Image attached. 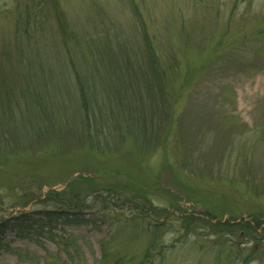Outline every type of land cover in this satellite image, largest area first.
<instances>
[{"label": "rangeland", "instance_id": "374dc122", "mask_svg": "<svg viewBox=\"0 0 264 264\" xmlns=\"http://www.w3.org/2000/svg\"><path fill=\"white\" fill-rule=\"evenodd\" d=\"M140 14L149 39L169 47L174 65L166 73L169 116L164 130L157 121L152 127L164 140L157 149L138 145L123 124L115 132L125 138L120 150L102 155L74 148L55 158L29 157L38 147L17 140L29 153L21 160L24 170L9 176L15 184L41 188L24 194L6 188L0 218L50 209L43 204L49 189L66 188L81 172L94 177L90 203L97 215L80 226L58 220L43 229H6L0 264H97L105 244L109 252L139 262L151 243L164 247L153 264H264L263 232L260 248L254 240L243 250L233 246L236 237L216 234L205 221L264 219V0H0V75L44 71L52 79L55 69L65 93L72 78L63 50L76 48L84 70L93 55H114L112 45L124 41L141 42V51L134 49L140 58ZM245 49L244 57H235ZM24 56L27 65L20 61ZM137 68L134 78L143 77ZM45 126L35 142L59 154ZM78 186L86 196L88 190ZM188 215L193 223L182 226ZM164 220L155 239L149 224Z\"/></svg>", "mask_w": 264, "mask_h": 264}, {"label": "trees", "instance_id": "16d2710c", "mask_svg": "<svg viewBox=\"0 0 264 264\" xmlns=\"http://www.w3.org/2000/svg\"><path fill=\"white\" fill-rule=\"evenodd\" d=\"M59 12L58 19L62 25L64 24L65 32L66 22L64 18H61L64 12L60 8ZM140 17L141 21L138 27L144 35L142 41L144 46L140 58H136L139 53L135 50L141 51V42L124 41L118 45V48L112 45L110 51H114V55H93L89 68L84 70L83 66L81 67L80 63L78 66L76 62V59L79 58V52L78 54L75 52L76 48L69 47L63 50L65 57L63 60L66 61L64 65L68 70L70 68L69 72L72 78V82L66 83L67 91L65 93L58 81L60 72L55 69V71H51V74H55L52 79L48 78L44 71L41 73L31 72L30 74L20 73L18 77L13 78L10 73L0 75V175L4 177L3 181L0 180V194L6 188L16 189L17 193L24 194L27 188L32 190L35 186V182L15 184L14 182L18 180H12L9 176L16 174L18 170L20 172L24 170L21 160L29 153V146L30 149L38 147L29 155L33 158H55L56 155L74 152V148L78 151L85 150L105 155L116 151V148L120 150V145L123 144L125 138L115 132L123 128V124H125L129 137L134 139L138 145L151 149L160 147L164 140L163 133L152 129L153 121L160 123L159 131L164 130L165 120L169 116L168 98L170 95L167 89L170 79L166 73L170 66L174 69V65L170 60L169 47L161 48L152 43L148 37L149 32L144 17L142 14ZM88 42L90 47L98 52L99 47L95 39H90ZM108 45H110L109 42ZM22 49L24 53L25 48ZM86 49L89 50L88 44H86ZM237 51L239 50L234 53ZM60 52L62 54V51ZM119 52L124 53V57ZM246 52V49L241 50L235 57H244L241 55L243 53L245 55ZM80 53L84 56L81 50ZM26 57L24 56V59L20 60L22 65H27L29 58L26 59ZM136 59L139 60L137 63ZM137 66L142 71L143 77L141 78H134ZM45 125H50L48 129H51L56 137L51 141L59 154L54 152L48 154L47 146L41 142H35L41 135L40 130L46 129ZM24 139L29 146L18 148L17 140ZM65 144L67 145L66 150H64ZM93 182V176H86L81 172L78 174V178L73 179L66 188L62 190L49 189L43 204L50 206V209L20 211L12 216L1 217L0 234L8 228H14L19 232H24L32 227L43 229L52 226L58 220L75 226L93 223L95 215H97L93 209V203H90L94 196L91 193L94 190ZM79 184H82L83 189L88 190L85 192L86 196L82 195ZM35 188H41L40 184H37ZM31 193L30 191L29 196ZM89 196L90 201H88ZM20 197L21 202L25 201L24 195ZM24 205L26 206V203ZM104 209L106 210L105 206ZM138 209L140 208L138 207ZM77 213L79 215H75ZM156 213L158 215L165 214L159 211ZM33 215H38V217L34 218ZM193 220L194 218L188 215L182 220V226H191ZM205 221L216 234L225 233L236 237V241L233 242L234 247L244 250V247L254 240H257L259 248L262 246V243H259L263 237L260 232L264 233L262 217H254L253 220L242 219L240 223L228 220L214 222L212 219ZM166 223L168 222L164 220L149 224L155 239ZM105 247H103L102 257L97 264H153L155 258L163 252L162 248H164L163 246L157 248L156 243H151L142 259L139 262H133L109 252L110 249ZM251 248L252 253L248 258L253 257L256 253V244ZM58 264L63 263L58 262Z\"/></svg>", "mask_w": 264, "mask_h": 264}]
</instances>
